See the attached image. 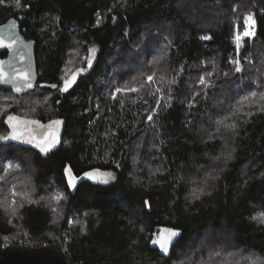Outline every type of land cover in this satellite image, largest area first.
Segmentation results:
<instances>
[{
	"label": "trees",
	"instance_id": "trees-1",
	"mask_svg": "<svg viewBox=\"0 0 264 264\" xmlns=\"http://www.w3.org/2000/svg\"><path fill=\"white\" fill-rule=\"evenodd\" d=\"M0 7V24L15 17L36 42L38 66L37 85L24 95L0 87L7 109L0 134L10 131L9 114L40 125L63 121V141L47 153L0 141L5 244L61 243L73 264L264 260V224L252 219L264 211V0H20V7L5 0ZM249 13L255 36L237 49ZM92 47L88 68L83 57ZM77 68L85 71L60 91ZM125 86L138 91H116ZM8 163L20 167L6 173ZM94 170L114 178L93 181L86 174ZM165 229L179 231L167 255L151 242Z\"/></svg>",
	"mask_w": 264,
	"mask_h": 264
},
{
	"label": "snow or ice",
	"instance_id": "snow-or-ice-1",
	"mask_svg": "<svg viewBox=\"0 0 264 264\" xmlns=\"http://www.w3.org/2000/svg\"><path fill=\"white\" fill-rule=\"evenodd\" d=\"M5 3V0H0V4ZM15 6L20 7V0H14ZM99 23V21H97ZM245 28L244 31L241 33L237 31V34L235 35L234 39L236 42L237 49L241 46V41L244 37H254L255 32L252 30H249L251 26L255 25V20L253 18V14L249 13L244 20ZM202 39H210V37L205 36L202 37ZM14 42H7L3 40V38H0V48H12ZM96 49L94 47L88 49V55L83 57V59L87 62V67L90 68L92 66L93 59L95 57ZM156 61H154L155 63ZM4 61H0V82L5 84H11L14 87V90L16 93L23 92L26 88L30 89L33 87L31 76L28 72H13L12 74L6 73L4 71L3 65ZM71 63V61L69 62ZM234 64L237 65L235 71L240 72L242 71L241 67H239V61L234 60ZM85 71L84 68H77L75 71H73L70 75L69 79H64L63 87L60 89V91L66 92L70 87H72L73 84L76 82V78L79 75V73ZM155 73L152 75H149L147 77L148 82L153 81ZM135 79V78H133ZM200 84H205L206 81L203 77L200 78ZM51 87H57V85H52ZM143 87V85H141ZM116 91L119 92H125V91H138L136 88H129L128 86H125L124 89L117 88ZM159 91V89H157ZM257 93L252 92L251 97H256ZM244 99H249V97H245ZM261 99H264V96H261ZM261 110H264L262 108ZM7 109H0V114H3L6 112ZM149 120L152 119L151 116L148 117ZM225 120L228 119L227 117L224 118ZM5 123L10 128V131L7 132V134H0V141H9V140H16V141H24L26 143L32 144L35 143L36 147L40 149L42 153H47L52 147L55 146L56 143H58V130L59 126L63 123V121L55 120L50 122L49 125H40L39 121L35 120H28L25 118H21L20 116L9 114L6 117ZM218 123H224V120L218 121ZM30 125H39V128L34 132L29 126ZM225 127L228 128H234V124H227ZM47 134V135H45ZM39 135L41 138L39 140L36 139V136ZM20 167L19 164H12L8 163L5 166V172L13 169H18ZM86 175H91V173H88ZM0 179H3V177H0ZM70 183H72L70 181ZM74 186V185H73ZM14 195L16 193H13ZM25 197L28 196L27 193H23ZM61 197H57V199H60ZM31 202V201H30ZM15 203V201H13ZM253 220L258 221L259 223L264 224V211L258 212L255 216L252 217ZM167 233L164 237H158L156 239H153L151 242L153 244L159 245L160 251L167 255L169 252V248L172 244V241L175 237L179 235V231L176 229H165L163 230ZM217 256L220 255L219 252L216 253ZM231 255V254H230ZM246 259L249 261V264H264V260H260V258L253 259L251 256L246 257ZM183 264V262H181Z\"/></svg>",
	"mask_w": 264,
	"mask_h": 264
},
{
	"label": "water",
	"instance_id": "water-1",
	"mask_svg": "<svg viewBox=\"0 0 264 264\" xmlns=\"http://www.w3.org/2000/svg\"><path fill=\"white\" fill-rule=\"evenodd\" d=\"M1 9V7H0ZM21 25L15 17L0 24V38L5 43L14 42L12 48H0V52L7 50L6 57L0 58L4 61V71L12 74L15 72H28L32 79L33 87L16 93L13 85L0 82V87L13 90L17 95H24L33 90L38 82V66L36 58V42L27 39L22 33ZM47 135V134H45ZM63 141V134L58 130V143ZM162 232L161 237L166 236ZM177 237L172 241L170 248L176 242ZM169 248V249H170ZM0 264H73L68 258L61 243L43 244L37 247H30L23 244H5L0 238Z\"/></svg>",
	"mask_w": 264,
	"mask_h": 264
},
{
	"label": "rangeland",
	"instance_id": "rangeland-1",
	"mask_svg": "<svg viewBox=\"0 0 264 264\" xmlns=\"http://www.w3.org/2000/svg\"><path fill=\"white\" fill-rule=\"evenodd\" d=\"M254 29H255V25L251 26V28L249 30L254 31ZM20 142L21 143H26L24 141H20ZM26 144H29V143H26ZM31 145H35V143H32ZM90 173H91V175H88L89 178L92 179L93 181H96V182L110 183L113 180V178H114V174L112 172H109V171L94 170V171H92ZM68 179H69V182L70 181L72 182V183H70V185L72 187H74L76 185V183H77V179L72 175L71 172H68Z\"/></svg>",
	"mask_w": 264,
	"mask_h": 264
},
{
	"label": "flooded vegetation",
	"instance_id": "flooded-vegetation-1",
	"mask_svg": "<svg viewBox=\"0 0 264 264\" xmlns=\"http://www.w3.org/2000/svg\"><path fill=\"white\" fill-rule=\"evenodd\" d=\"M8 54V51L5 50L2 52H0V58L6 57ZM48 125V124H47ZM34 132L39 128L37 125H30L29 126ZM59 130L61 131V129L59 128ZM62 132V131H61ZM63 133V132H62ZM41 137L39 135L36 136V139L39 140ZM57 144V143H56Z\"/></svg>",
	"mask_w": 264,
	"mask_h": 264
},
{
	"label": "built area",
	"instance_id": "built-area-1",
	"mask_svg": "<svg viewBox=\"0 0 264 264\" xmlns=\"http://www.w3.org/2000/svg\"><path fill=\"white\" fill-rule=\"evenodd\" d=\"M46 244H49V243H46Z\"/></svg>",
	"mask_w": 264,
	"mask_h": 264
}]
</instances>
